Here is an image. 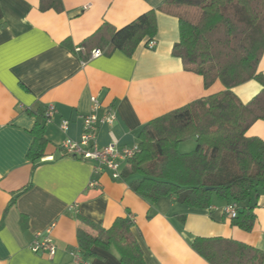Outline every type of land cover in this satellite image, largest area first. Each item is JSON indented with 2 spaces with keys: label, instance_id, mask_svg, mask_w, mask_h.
<instances>
[{
  "label": "crops",
  "instance_id": "crops-1",
  "mask_svg": "<svg viewBox=\"0 0 264 264\" xmlns=\"http://www.w3.org/2000/svg\"><path fill=\"white\" fill-rule=\"evenodd\" d=\"M162 1L58 0L45 7L41 0H0V264H72L73 256L87 264H122L114 248L93 247L91 255H82L77 215L104 229L116 218L132 221L144 264H209L193 250L196 238L232 239L264 254V190L242 204L255 215L247 233L231 224L224 212L227 201L213 197L205 210L169 198L147 202L131 191V178L94 174L92 162L60 149L66 138H80V116L91 113V97L100 104L98 117L107 110L116 115L112 128L97 127L99 146L111 143V133L122 148L138 144L141 129L151 120L224 90L219 82L205 89L202 77L184 71L172 56L179 42L178 21L158 9ZM151 10L157 23L152 50L143 40L127 57L107 52L97 41L85 42L103 24L118 30ZM95 50L102 55L89 59ZM258 72L264 76V52ZM259 90L258 83L249 81L232 92L245 104ZM49 104L56 114L45 125ZM64 120L69 122L66 133L59 129ZM36 124L45 125L47 146L34 166L27 154ZM245 136L264 143V121H256ZM190 139L193 147L180 150L179 145L178 150L193 151L195 137ZM51 225L54 256L32 252L35 234Z\"/></svg>",
  "mask_w": 264,
  "mask_h": 264
},
{
  "label": "trees",
  "instance_id": "trees-1",
  "mask_svg": "<svg viewBox=\"0 0 264 264\" xmlns=\"http://www.w3.org/2000/svg\"><path fill=\"white\" fill-rule=\"evenodd\" d=\"M57 1L41 0L45 7ZM162 2L158 9L178 21L179 42L172 47V56L180 59L184 71L202 77L205 89L219 82L224 90L148 122L138 136L139 151L119 177L131 178V191L151 203L169 198L205 210L215 197L241 206L264 190V143L245 136L256 121H264V76L258 72L264 52V0ZM156 32V13L151 10L118 30L103 24L85 42L97 41L107 52L117 50L129 57ZM249 81L258 83L260 90L243 104L232 90ZM31 135L34 141L27 158L35 166L47 146L45 125L36 124ZM192 137L194 150L180 153L179 145ZM238 211L231 224L250 232L253 208L242 205ZM76 221L82 255H91L93 247L114 248L122 264H144L132 221L116 218L108 229L79 215ZM192 248L209 264H263L264 260L258 249L227 238H196Z\"/></svg>",
  "mask_w": 264,
  "mask_h": 264
},
{
  "label": "built area",
  "instance_id": "built-area-1",
  "mask_svg": "<svg viewBox=\"0 0 264 264\" xmlns=\"http://www.w3.org/2000/svg\"><path fill=\"white\" fill-rule=\"evenodd\" d=\"M84 7V9H86ZM155 41L151 39L146 43V48L149 50L154 49ZM80 48L78 51H82ZM102 55L101 50H95L91 53L89 59H95ZM92 104V111L88 115L80 116L82 121V133L78 140L66 138L60 149L63 154L72 158H76L82 161H90L94 164V174H101L104 171L110 173L114 180L121 179V166L126 164L138 151V144L131 147L118 146V142L114 139L110 133L111 143L107 146L100 147L97 138L96 130L99 125H107L112 128L116 120V115L112 110H107L101 117H98L96 112L100 107L99 102L95 97L90 98ZM56 114V109L52 104L47 105L44 112V123L45 125L51 124V121ZM69 122L64 120L60 123L59 129L66 133L68 130ZM91 186H95L96 183L92 182ZM224 212L227 217L232 220L237 216L238 205L230 202L225 208ZM54 225H51L46 229L44 234L37 233L29 246L31 251L34 253H47L50 257H53L56 252V247L51 237V229ZM72 264H87L86 261L82 260L79 256H73Z\"/></svg>",
  "mask_w": 264,
  "mask_h": 264
},
{
  "label": "rangeland",
  "instance_id": "rangeland-1",
  "mask_svg": "<svg viewBox=\"0 0 264 264\" xmlns=\"http://www.w3.org/2000/svg\"><path fill=\"white\" fill-rule=\"evenodd\" d=\"M191 146H192L191 139L185 140L184 142L180 144V147H181L180 150H182L184 147H191ZM180 150L179 152L182 153L183 151H180Z\"/></svg>",
  "mask_w": 264,
  "mask_h": 264
},
{
  "label": "water",
  "instance_id": "water-1",
  "mask_svg": "<svg viewBox=\"0 0 264 264\" xmlns=\"http://www.w3.org/2000/svg\"><path fill=\"white\" fill-rule=\"evenodd\" d=\"M207 190H209V188H206Z\"/></svg>",
  "mask_w": 264,
  "mask_h": 264
}]
</instances>
